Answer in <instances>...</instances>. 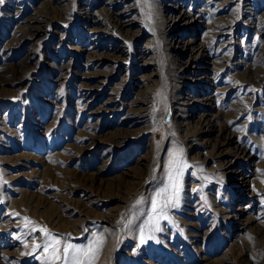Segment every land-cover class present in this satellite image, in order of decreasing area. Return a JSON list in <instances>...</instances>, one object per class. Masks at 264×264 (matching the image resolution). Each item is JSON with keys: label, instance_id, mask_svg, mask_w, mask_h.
I'll return each mask as SVG.
<instances>
[{"label": "rangeland", "instance_id": "obj_1", "mask_svg": "<svg viewBox=\"0 0 264 264\" xmlns=\"http://www.w3.org/2000/svg\"><path fill=\"white\" fill-rule=\"evenodd\" d=\"M53 236L264 264V0H0V264H64Z\"/></svg>", "mask_w": 264, "mask_h": 264}, {"label": "snow or ice", "instance_id": "obj_2", "mask_svg": "<svg viewBox=\"0 0 264 264\" xmlns=\"http://www.w3.org/2000/svg\"><path fill=\"white\" fill-rule=\"evenodd\" d=\"M173 168L176 169L175 175L169 176V186L172 191L166 197L165 204L175 200L178 203L179 200V192L180 188L176 183V177L182 175L183 167L187 166L182 161L173 160L172 165ZM168 187L161 189L159 193H157V197L162 196L164 193H168ZM173 207L177 206L176 204L172 205ZM157 207L160 205L156 202L153 203V210L155 211ZM167 219V217H164ZM27 219V218H26ZM155 219V218H154ZM150 231H160L158 222L155 223L154 227L150 229ZM154 239V237H149ZM53 240L55 241V245L53 246L52 253L50 254L54 259H63L64 264H94V260L100 251V246L102 245V240H97L94 243H90L87 247L84 246H76L72 244H66L63 248V257L60 256V240L55 239L53 236ZM141 243H145V239L141 237ZM39 247V246H37ZM49 247L48 244L44 245L45 250Z\"/></svg>", "mask_w": 264, "mask_h": 264}, {"label": "bare ground", "instance_id": "obj_3", "mask_svg": "<svg viewBox=\"0 0 264 264\" xmlns=\"http://www.w3.org/2000/svg\"><path fill=\"white\" fill-rule=\"evenodd\" d=\"M188 15H189V14H187L186 16H188ZM173 19H174V18H173ZM190 21H191V20H190ZM114 24H115V23H114ZM240 148H241V147H240ZM18 156H19V155H18ZM23 156H24V155H23ZM16 158H17V157H16ZM19 158H20V157H19ZM48 162H49V161H48ZM50 162H51V161H50ZM55 162H56V161H55ZM51 165H52V164H51ZM51 165H50V166H51ZM52 166H53V165H52ZM56 167H57V166H56ZM55 169H56V168H55ZM53 170H54V169H53ZM36 171H37V170H36ZM45 171H46V170H45ZM33 172H34V171H33ZM54 172H55V171H54ZM44 174H46V173H44ZM16 175H17V174H16ZM33 175H34V174H33ZM52 176H53V175H52ZM31 177H32V176H31ZM11 178H12V177H11ZM46 178H47V177H46ZM65 178H66V177H65ZM72 180H73V179H72ZM65 183H67V182H65ZM19 188H20V187H19ZM19 191H20V190H19ZM24 194H25V193H24ZM27 195H28V194H27ZM23 196H24V195H23ZM41 196H42V195H41ZM38 197H39V196H38ZM21 200H23V199L21 198ZM21 200H20V201H21ZM28 200H29V199H28ZM31 200H32V199H31ZM20 201H19V203L22 202V201H21V202H20ZM23 202H24V200H23ZM39 214H40V213H39ZM41 214H42V213H41ZM43 220H44V219H43ZM46 220H47V219H46ZM49 220H50V219H49ZM62 222H63V221H62ZM66 224H67V223H66ZM53 225H54V224H53ZM73 228H74V227H73Z\"/></svg>", "mask_w": 264, "mask_h": 264}]
</instances>
